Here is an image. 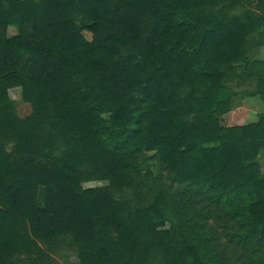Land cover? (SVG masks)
<instances>
[{"label":"trees","instance_id":"obj_1","mask_svg":"<svg viewBox=\"0 0 264 264\" xmlns=\"http://www.w3.org/2000/svg\"><path fill=\"white\" fill-rule=\"evenodd\" d=\"M256 37L264 0H0V264H264V114L221 121Z\"/></svg>","mask_w":264,"mask_h":264},{"label":"rangeland","instance_id":"obj_2","mask_svg":"<svg viewBox=\"0 0 264 264\" xmlns=\"http://www.w3.org/2000/svg\"><path fill=\"white\" fill-rule=\"evenodd\" d=\"M8 34L9 35H13L14 34V29L10 28L8 29ZM86 38H89V34L85 33ZM250 56V54H248ZM251 59V58H250ZM231 88L234 89L235 92V97L233 100V104H232V109L236 107V105H248V108L250 110H252V108H255V110H259V108L262 109V101L260 100V98L256 95H251V93L255 90L254 87H244L243 91H238L235 89H238L239 87H235L234 84H230L229 85ZM242 87V86H240ZM8 96L10 98L11 101L14 102L15 107H16V114L19 118H24L26 117L29 113H30V106L24 102H22L21 97H20V89L19 88H12L8 91ZM251 98H256L257 100H253ZM263 104V103H262ZM229 113V112H228ZM227 115V114H225ZM224 117V115H223ZM222 117V118H223ZM221 118V121H222ZM237 126V125H235ZM241 126V125H238ZM261 166V170L264 174V156L260 157V159L258 160ZM105 183H101V182H95V183H88L85 184L84 187H95V186H102ZM42 194V191L40 192V195ZM54 259L57 260L58 263L60 264H70V263H75L76 262V257L74 254L67 252L63 247L60 248L59 250L56 251V253L54 254Z\"/></svg>","mask_w":264,"mask_h":264},{"label":"crops","instance_id":"obj_3","mask_svg":"<svg viewBox=\"0 0 264 264\" xmlns=\"http://www.w3.org/2000/svg\"><path fill=\"white\" fill-rule=\"evenodd\" d=\"M249 58H251L252 60H256V61H264V37H256L253 39L252 41V48L249 51ZM245 86L239 87L238 91H243ZM251 99H255L256 98H251ZM259 101V100H257ZM260 102V101H259ZM261 103V102H260ZM262 109L259 108V110H255V108H252V110H250L248 108V105H236L235 108H233L229 113H227V115H224V117L222 118V123L226 126H235V125H246L248 123L251 122H255L257 121V116L264 114V104H262ZM264 156V152H261L260 157Z\"/></svg>","mask_w":264,"mask_h":264}]
</instances>
